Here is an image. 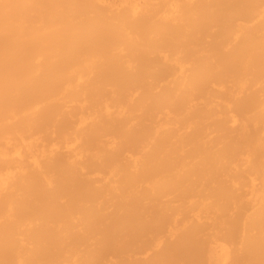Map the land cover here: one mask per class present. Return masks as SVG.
<instances>
[{"label":"bare ground","instance_id":"6f19581e","mask_svg":"<svg viewBox=\"0 0 264 264\" xmlns=\"http://www.w3.org/2000/svg\"><path fill=\"white\" fill-rule=\"evenodd\" d=\"M0 264H264V0H0Z\"/></svg>","mask_w":264,"mask_h":264}]
</instances>
